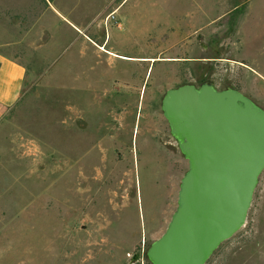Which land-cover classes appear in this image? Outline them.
I'll list each match as a JSON object with an SVG mask.
<instances>
[{
	"label": "rangeland",
	"instance_id": "374dc122",
	"mask_svg": "<svg viewBox=\"0 0 264 264\" xmlns=\"http://www.w3.org/2000/svg\"><path fill=\"white\" fill-rule=\"evenodd\" d=\"M0 43L34 65L0 123V264H148L189 167L166 91L208 81L264 108V0H0ZM205 264H264V170Z\"/></svg>",
	"mask_w": 264,
	"mask_h": 264
},
{
	"label": "water",
	"instance_id": "95a60500",
	"mask_svg": "<svg viewBox=\"0 0 264 264\" xmlns=\"http://www.w3.org/2000/svg\"><path fill=\"white\" fill-rule=\"evenodd\" d=\"M161 106L189 167L177 209L147 257L205 264L246 222L264 170V108L237 88L207 81L168 89Z\"/></svg>",
	"mask_w": 264,
	"mask_h": 264
},
{
	"label": "crops",
	"instance_id": "0c3cea01",
	"mask_svg": "<svg viewBox=\"0 0 264 264\" xmlns=\"http://www.w3.org/2000/svg\"><path fill=\"white\" fill-rule=\"evenodd\" d=\"M10 44L13 46V48H15L17 45L15 42H11ZM1 47L2 46L0 43V123L2 119L8 114V112L13 109L15 105H17L23 96L25 82L27 80V76L29 75V67L34 66L33 64L29 65L27 59L23 58L21 55L18 56L7 54ZM104 48L105 49L103 50L108 51L105 46ZM100 67L99 61H96V63L91 65V74L93 78L100 79L101 74H105V72L100 74L102 68ZM113 68L121 69L118 70L119 75H115V77L123 81L130 77L131 70L129 71L128 68L126 69L124 65H118ZM176 183H178V176L175 179V186L177 185ZM4 211H8V209L5 210V208L2 207L0 210V220H2L0 221V238L5 228L10 226L5 225L3 222L5 219H7Z\"/></svg>",
	"mask_w": 264,
	"mask_h": 264
},
{
	"label": "trees",
	"instance_id": "16d2710c",
	"mask_svg": "<svg viewBox=\"0 0 264 264\" xmlns=\"http://www.w3.org/2000/svg\"><path fill=\"white\" fill-rule=\"evenodd\" d=\"M147 254V253H146ZM152 262L149 260V263L148 264H151ZM137 264H141V263H137Z\"/></svg>",
	"mask_w": 264,
	"mask_h": 264
},
{
	"label": "bare ground",
	"instance_id": "6f19581e",
	"mask_svg": "<svg viewBox=\"0 0 264 264\" xmlns=\"http://www.w3.org/2000/svg\"><path fill=\"white\" fill-rule=\"evenodd\" d=\"M103 49H105V48L103 47Z\"/></svg>",
	"mask_w": 264,
	"mask_h": 264
},
{
	"label": "flooded vegetation",
	"instance_id": "af4514ba",
	"mask_svg": "<svg viewBox=\"0 0 264 264\" xmlns=\"http://www.w3.org/2000/svg\"><path fill=\"white\" fill-rule=\"evenodd\" d=\"M208 82V81H207ZM212 83V82H211ZM228 88V87H227Z\"/></svg>",
	"mask_w": 264,
	"mask_h": 264
}]
</instances>
